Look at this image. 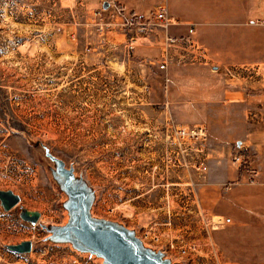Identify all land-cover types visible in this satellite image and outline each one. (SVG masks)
Here are the masks:
<instances>
[{
	"label": "rangeland",
	"instance_id": "obj_1",
	"mask_svg": "<svg viewBox=\"0 0 264 264\" xmlns=\"http://www.w3.org/2000/svg\"><path fill=\"white\" fill-rule=\"evenodd\" d=\"M103 1L0 0V190L21 199L9 212L0 204V264H111L71 232L85 225L157 264H241L234 227L215 229L210 211L209 178L227 157L173 136L175 125L242 132L243 119L261 152L264 65L161 72L151 30L162 33L127 22H152L163 0H143L138 21ZM132 38L154 51L151 63L129 54ZM241 88L253 90L233 97L244 108L220 101ZM23 208L41 214L38 225L21 220ZM25 241L29 254L7 249Z\"/></svg>",
	"mask_w": 264,
	"mask_h": 264
},
{
	"label": "crops",
	"instance_id": "obj_2",
	"mask_svg": "<svg viewBox=\"0 0 264 264\" xmlns=\"http://www.w3.org/2000/svg\"><path fill=\"white\" fill-rule=\"evenodd\" d=\"M105 2L109 1H103V5ZM164 2L173 18V25L169 29L170 35H186L190 26H194L195 37L208 50L210 61L204 66H210L211 71L217 72V68L223 67L264 65V0H163L162 3ZM109 3L111 4L109 9L119 3L123 4L127 11H134L136 15L141 13L143 17V0H110ZM145 12H149V8ZM118 18L123 19L121 16ZM153 52L144 47H139L135 51L139 60L149 63L151 61L146 57ZM158 53L160 57V52ZM247 92L251 93L253 90L227 89L221 91L220 101L224 105L237 104V107L244 108L246 100L233 97L243 98ZM216 97L203 99L202 102L217 101ZM256 97L258 96L254 94L251 96ZM238 123L242 125V132L235 130L236 132L232 133L229 129L231 131L229 135L225 133L218 137L213 135L214 139L210 137L212 144L219 151L217 156H229L233 145H242L249 149L241 169L232 167L224 161L220 164L222 166H219L220 176L218 178L210 176L209 186L214 191L211 194L213 198L210 211L218 220L231 219L229 225L215 229L234 227L237 238L236 258L239 263L264 264V149L261 152L253 149L252 144L243 138L245 135L250 137L252 131H248L243 119L235 122L236 125ZM221 131L224 129L221 128ZM215 138L222 140L223 143L215 142ZM246 171L255 176V184L246 183ZM238 181L242 183L229 187V184Z\"/></svg>",
	"mask_w": 264,
	"mask_h": 264
},
{
	"label": "built area",
	"instance_id": "obj_3",
	"mask_svg": "<svg viewBox=\"0 0 264 264\" xmlns=\"http://www.w3.org/2000/svg\"><path fill=\"white\" fill-rule=\"evenodd\" d=\"M128 26L133 27L137 33L143 34L147 32L146 27L156 26L159 33L155 30H151V37L154 38V41L158 42L159 45L156 49L160 52V57L158 60V67L161 72H168L170 68L173 67H187L195 65H208L209 64V54L207 48L195 37V27L190 26L188 33L183 36H173L170 35L169 29L173 25V18L169 14L167 4L160 3L158 4L153 13L152 22H136L131 21L127 22ZM139 46L135 45L134 39L129 45V54L134 55L136 49ZM174 139H187L193 141L199 146L198 151L201 153H206L207 156L215 155L218 151L217 147L212 144L210 137L207 131V128L204 125L198 124L193 126H180L175 125V135ZM248 147L242 145L235 146L232 148L231 153L227 156V161L231 162L233 166L241 169L247 159ZM188 167L198 169L203 173L209 172L208 163H200L197 165L195 161L190 160L187 163ZM247 172V171H246ZM242 183V181L234 182L229 184V187ZM247 184H255V176L247 172ZM231 219L226 220H217L215 223L216 227H224L229 225ZM77 264V261L74 262Z\"/></svg>",
	"mask_w": 264,
	"mask_h": 264
},
{
	"label": "water",
	"instance_id": "obj_4",
	"mask_svg": "<svg viewBox=\"0 0 264 264\" xmlns=\"http://www.w3.org/2000/svg\"><path fill=\"white\" fill-rule=\"evenodd\" d=\"M110 6L109 2H105L103 8L108 10ZM20 202V197L13 192L0 190V204L5 212L13 210ZM20 218L24 222L36 226L41 220V214L23 208ZM86 228L88 229L85 225ZM87 229L85 232L74 228V230L71 229V232H77L82 244L103 255L111 264H157V261L148 256L138 257L131 247L123 242L119 233L113 232L112 234L107 233L100 236L98 232ZM7 249L17 254H29L33 250V243L25 241L19 245H8Z\"/></svg>",
	"mask_w": 264,
	"mask_h": 264
},
{
	"label": "trees",
	"instance_id": "obj_5",
	"mask_svg": "<svg viewBox=\"0 0 264 264\" xmlns=\"http://www.w3.org/2000/svg\"><path fill=\"white\" fill-rule=\"evenodd\" d=\"M116 7H117V9H119V10L121 11V13H124V12L126 11V9H125V7H124L123 4L116 3ZM129 13H130L131 16H134V19H135L136 21H138V19H137V16H138V15L134 14V11H130ZM146 58H150V57H146ZM213 135H214V136H217V135H215V134H212V135H211V138H212V139H214V136H213ZM217 137H218V136H217ZM214 141H215V142H218V143H223V141H222V140H219L218 138H215Z\"/></svg>",
	"mask_w": 264,
	"mask_h": 264
}]
</instances>
